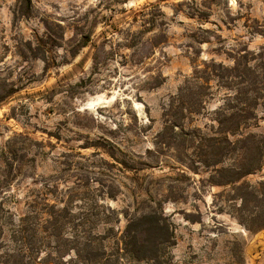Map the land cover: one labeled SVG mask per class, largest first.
Here are the masks:
<instances>
[{"label": "rangeland", "instance_id": "obj_1", "mask_svg": "<svg viewBox=\"0 0 264 264\" xmlns=\"http://www.w3.org/2000/svg\"><path fill=\"white\" fill-rule=\"evenodd\" d=\"M15 10L0 0V264L27 262L32 228L37 263L152 264L118 242L148 211L167 264H264V0ZM236 62L256 84L214 75Z\"/></svg>", "mask_w": 264, "mask_h": 264}, {"label": "trees", "instance_id": "obj_2", "mask_svg": "<svg viewBox=\"0 0 264 264\" xmlns=\"http://www.w3.org/2000/svg\"><path fill=\"white\" fill-rule=\"evenodd\" d=\"M30 7H31V0H16V10L14 11V16L16 18H22L28 16L30 13ZM241 57L244 58L245 56H241ZM239 66L240 63L236 62L232 68L226 70L227 72H229V74H225V75L215 74L214 72L216 70L214 64H212V69H209V66H206V70H204L203 72H206L207 74L210 72L214 73V75L218 76L220 79H222L223 77L226 78L229 77V79H237L239 80V83H245L249 79L255 78L252 83L253 85L256 84L258 81V78H256L257 77L256 73L254 72L256 68L245 67V69H240ZM261 78H262L261 80L259 79V83L261 85H264V75ZM256 79L257 81H255ZM227 85L230 84H226V86ZM261 91L264 93V88H261ZM239 93H241V91ZM242 112H243L242 114H244L246 111H242ZM236 115H241V114L237 112L230 113L228 117H226V119L222 118L221 120H219V124H223L225 120H233L235 124H237L239 121L234 119ZM218 142H219L218 148L220 149L221 152H223L224 147H222V143H220V141ZM32 211L35 212L34 213L35 216L19 218L18 222L16 223V227H19L24 231L26 229L27 231H31V228H29L28 225L26 224V220H28L29 218H35L37 220L35 223H33V225L39 224L40 220L38 218V213H37L38 211L35 210ZM48 215L50 216V219H47L46 221L50 222L49 224L52 225L53 228L56 225L55 218L57 215L55 212H50L48 213ZM24 224H25V228H23ZM32 230L33 233L27 236L29 243V246L27 247L29 252L27 255L28 259L25 264H42V263H37L36 261L37 258H34V256L32 257L33 255L32 253H36L37 252L36 249L39 248V246L37 247L34 246L35 238H36L35 233L37 229L32 228ZM24 237L25 236H23L22 238ZM172 239H173V232L171 230L170 223L166 221L165 217L162 216L161 213H158L156 211H148V212H143L138 216L128 218L120 236L118 237V242L122 243L123 245L122 249L124 253L134 259L137 260L146 259L151 261L152 264H167V260L164 254V249L174 244V242H172L173 241ZM81 249L83 250V247H81ZM83 252L82 254L78 252V255L83 257L84 260L87 262L94 261V259L102 258L101 256H99L100 253L93 250L90 251L83 250ZM43 264H51V262L50 263L43 262Z\"/></svg>", "mask_w": 264, "mask_h": 264}]
</instances>
